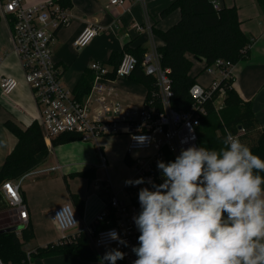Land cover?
Wrapping results in <instances>:
<instances>
[{
    "label": "built area",
    "instance_id": "obj_1",
    "mask_svg": "<svg viewBox=\"0 0 264 264\" xmlns=\"http://www.w3.org/2000/svg\"><path fill=\"white\" fill-rule=\"evenodd\" d=\"M130 0H110L109 7H122ZM218 10L220 4L212 0ZM0 15L9 26L14 41V53L19 57L24 72V79L33 94L38 109L36 121L39 123L46 145L60 136L74 134L80 141L98 144L104 137H130L127 157L132 161V180L143 177L144 184L126 185L121 193H116L110 182L94 183L93 189L106 194L103 210L94 222L79 229L78 216L70 204H63L53 211V221L62 234V239L72 241L78 235H84L93 250L98 252L106 247L118 248L126 255V264H133L137 259L132 248L138 246L140 235L133 216L140 211L138 193L140 188H152L150 179L155 184L163 182L162 172L157 168V161H174L182 148L191 145L200 147L197 129L207 115L206 104L218 92V102L226 97L223 81L233 80V64L217 61L206 72L214 79L209 87L195 84L190 90L193 105L188 111L179 112L172 108L173 98L170 69L161 66V54L156 46L144 55L141 66L147 76L156 79V91L143 105L130 107L120 101L109 84L121 78H129L139 67L140 61L131 54H125L117 67L108 63L93 62L90 70L94 79L90 92L79 99L68 89L62 80L63 72L53 60L52 44L55 34L68 26L71 16L58 0H48L28 6L25 0H0ZM138 31L143 29L134 25ZM96 24H89L74 42L76 49L87 47L101 33ZM2 57L0 56V62ZM19 88V81L14 77L3 76L0 71V89L2 96L8 98ZM220 107V106H219ZM218 107V108H219ZM144 136L146 141L139 143L133 137ZM194 137V138H193ZM187 141L182 143V141ZM105 159L103 158V163ZM105 166V165H104ZM61 171V166L48 170ZM31 172L18 181L5 182L1 191L6 203L24 224L28 223V210L21 194L22 182ZM115 222V225L97 231L100 223ZM115 230L127 241V246L108 238V233ZM60 241V240H59ZM0 264H5L0 259Z\"/></svg>",
    "mask_w": 264,
    "mask_h": 264
},
{
    "label": "crops",
    "instance_id": "obj_2",
    "mask_svg": "<svg viewBox=\"0 0 264 264\" xmlns=\"http://www.w3.org/2000/svg\"><path fill=\"white\" fill-rule=\"evenodd\" d=\"M44 1L48 0H25V4L32 6ZM173 1L130 0L122 7H109L110 0H72V8L68 9L71 22L56 32L55 42L52 44L53 60L63 72V84L74 92L85 72L91 73L90 65L93 62L108 63L111 53L123 52L125 46L145 50L144 55L149 53L153 46L159 50L163 42L155 37L153 31H166L180 20L179 11L167 17L161 16ZM216 1L220 7L237 9L241 29L253 41L247 60L234 66L233 88L243 102L251 103L260 128L264 129V12L258 0ZM91 23L100 26L101 33L90 46L76 49L74 42ZM134 25H139L143 30H136L133 28ZM0 56L2 75L14 77L19 81V88L8 98L2 96L0 89L1 170L17 143L16 138L5 127L6 122L11 121L18 127L26 129L36 121L38 109L33 94L25 82L21 61L14 53L11 30L3 19L0 22ZM205 68V63L194 62L191 76L196 78L197 84L209 87L214 79L220 80L221 77L208 74ZM109 86L117 98L130 107L143 105L147 98V89L129 78L117 79ZM216 104L221 106L222 101L216 100L217 107ZM58 138L47 145L50 150L49 157L33 171L40 174L36 173L29 183L24 184L25 179L22 182L21 194L27 205L28 223L32 224L35 233V241L28 246V250L36 246L45 247L62 239V234L52 217L54 209L63 204H70L75 209L79 221L78 231L94 222L107 200L106 194L93 189L94 183L110 182L116 193L124 190L126 180L116 181L119 185L124 183L118 192L108 174L107 165H116L118 170L124 172L127 169L129 172L127 180L131 179L133 174L131 166L126 163L130 141L127 135L104 137L98 144H81L76 141L53 146ZM55 166H61V171L48 172ZM91 169L95 172L94 180L89 181L77 176ZM58 172L60 177H57ZM71 194H75L82 201L81 213ZM0 196H2L0 208L7 207L0 213L7 210L13 217L12 225L2 227L0 230L26 226L18 219L17 214L13 215L1 188ZM103 250L95 251L99 258L109 251ZM30 264H100V260L82 261L72 255H61L36 259Z\"/></svg>",
    "mask_w": 264,
    "mask_h": 264
},
{
    "label": "clouds",
    "instance_id": "obj_3",
    "mask_svg": "<svg viewBox=\"0 0 264 264\" xmlns=\"http://www.w3.org/2000/svg\"><path fill=\"white\" fill-rule=\"evenodd\" d=\"M225 133L219 148L191 145L174 161H157L163 182L149 179L152 188H140V211L132 218L140 233L133 264H264V159ZM107 235L127 246L115 230ZM125 255L113 248L100 264Z\"/></svg>",
    "mask_w": 264,
    "mask_h": 264
},
{
    "label": "trees",
    "instance_id": "obj_4",
    "mask_svg": "<svg viewBox=\"0 0 264 264\" xmlns=\"http://www.w3.org/2000/svg\"><path fill=\"white\" fill-rule=\"evenodd\" d=\"M58 2L65 9L72 8V0ZM258 3L264 12V0H258ZM178 11L180 20L174 26L166 31L154 30L153 34L163 42V46L159 48L161 66L171 71L169 76L173 91L172 108L184 112L193 105L190 90L197 84L196 78L191 76L193 63H205V70L214 66L217 61L230 62L236 66L247 60L253 41L241 29V21L235 7H220L216 10L212 0H174L161 16L167 17ZM1 19L0 15V22ZM125 54H131L139 59L140 65L129 79L147 89L145 100L151 98L156 91V79L147 76L142 69L145 50L125 46L123 52L111 53L108 64L117 67ZM91 73L85 72L79 80L74 90L77 98L82 99L90 92L94 79ZM221 85L226 89V97L219 108L215 106L218 92L214 93L206 104L207 115L202 118L197 129L199 145L219 148L226 135L225 129H228L247 144L254 154L264 159V129L260 128L251 103L243 102L233 88L232 79L223 81ZM5 127L16 138L17 143L0 170V188L5 182L18 181L33 172L50 154L37 121L26 129L18 127L11 121L6 122ZM76 141H80L78 135L67 134L55 140L53 146ZM126 163L132 165L129 157H126ZM77 176L92 181L95 172L91 169ZM71 198L79 205L81 213L82 201L75 194H71ZM5 208L7 207L0 208V211ZM114 225V221L109 224L103 222L96 230H104ZM34 241L35 233L30 223L21 230L0 234V259L5 264H30L36 259L61 255H72L82 261L99 260V256L84 235H78L70 242L60 240L45 247L36 246L28 250V246ZM104 264L108 262L105 261ZM116 264L126 263L124 260H118Z\"/></svg>",
    "mask_w": 264,
    "mask_h": 264
},
{
    "label": "rangeland",
    "instance_id": "obj_5",
    "mask_svg": "<svg viewBox=\"0 0 264 264\" xmlns=\"http://www.w3.org/2000/svg\"><path fill=\"white\" fill-rule=\"evenodd\" d=\"M98 36H96L91 41V43H93V41L95 39H97ZM90 44H89V46H90ZM216 105H217V107L220 106V104H216ZM78 143H81V144H92L90 142H83V141H78ZM107 171H108L109 176L112 178V181L115 184L114 188L119 192V189L121 188V185L124 184L123 182L128 179V175H129L128 170L126 169L125 172H124V171L118 170V167L116 165H107ZM59 174H60V172L57 173V177L59 176ZM35 176L36 175L33 174V175H30V176L26 177L25 181H24V184L29 183L30 181H32L33 177H35ZM117 180H119V182H120V180H123V182L120 183V185H119V182H116ZM99 184H100L101 187L103 186L101 183H99ZM98 193H100V192H98ZM12 220H13V217L7 212V210L5 212L0 213V228L12 225ZM21 229H22V225L18 227V230H21ZM111 249H113V247H106V248H104L103 251L111 250Z\"/></svg>",
    "mask_w": 264,
    "mask_h": 264
},
{
    "label": "water",
    "instance_id": "obj_6",
    "mask_svg": "<svg viewBox=\"0 0 264 264\" xmlns=\"http://www.w3.org/2000/svg\"><path fill=\"white\" fill-rule=\"evenodd\" d=\"M17 230H18V227L8 228V229L0 230V234L13 232V231H17Z\"/></svg>",
    "mask_w": 264,
    "mask_h": 264
}]
</instances>
